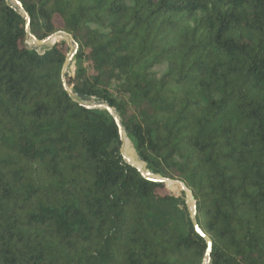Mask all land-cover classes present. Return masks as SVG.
<instances>
[{
    "label": "trees",
    "instance_id": "16d2710c",
    "mask_svg": "<svg viewBox=\"0 0 264 264\" xmlns=\"http://www.w3.org/2000/svg\"><path fill=\"white\" fill-rule=\"evenodd\" d=\"M18 1L76 71L0 0V264L202 263L183 188L79 96L191 192L210 264H264V0Z\"/></svg>",
    "mask_w": 264,
    "mask_h": 264
},
{
    "label": "water",
    "instance_id": "95a60500",
    "mask_svg": "<svg viewBox=\"0 0 264 264\" xmlns=\"http://www.w3.org/2000/svg\"><path fill=\"white\" fill-rule=\"evenodd\" d=\"M11 1L13 3L11 5L16 8V10L22 15V17H23V19L25 21V31H26V38H27L26 39V43L27 44H34L36 46H43L44 44H46L48 42V40L51 37H53L54 35L58 34V33H56V34L50 35V36H48L46 38H43V39L36 38L30 32V29H29L30 17L26 13V11L24 10V8H23L22 4L20 3V1H18V0H11ZM64 35L65 36H62V39L60 41L66 42L68 50H67V53H66V56H65V60H64L63 65H62L61 81H62V84L65 86L66 90L69 92V89L66 86L65 74L67 72L68 67L70 66L71 61L74 60V55H75L76 50H77V44L75 43V41L73 39V36L71 34L64 33ZM79 98L83 102L84 101H88L89 102V104H84L87 108L106 110L113 117V119L115 120V122L117 124L118 133H119V136H120V141H121L120 153L123 156V159L129 165L137 168L141 172L142 176L145 179H148V180H151V181H154V182H162V183H166V184H168L170 182H173V183H176V184L182 186L183 191H184V200H185V202L187 204V208H188V212H189L190 222H191L192 226L194 227L195 231L200 236H202L204 238V240L206 241V250H205V254H204V257L202 259V263L201 264H210V251H211L212 241H211V239H210V237L208 235H206L205 233H203L201 231V229H200V227H199V225H198V223L196 221V202L193 199V197L191 195V192L187 191L186 187L184 186V184L181 181H174L172 179L165 178L162 174H160V173H152L149 170H144L143 171L139 167H137L134 163L130 162L127 159V157L124 155V152H123L124 143H123L122 133L124 132V129L122 127L121 120H120V117H119L117 111L113 107H110L107 103H105V102H103L101 100H96L94 98L85 99L82 96H79ZM144 164L146 166H148V164L146 162H144ZM190 199L193 202V206L192 207H190L189 204H188Z\"/></svg>",
    "mask_w": 264,
    "mask_h": 264
},
{
    "label": "rangeland",
    "instance_id": "374dc122",
    "mask_svg": "<svg viewBox=\"0 0 264 264\" xmlns=\"http://www.w3.org/2000/svg\"><path fill=\"white\" fill-rule=\"evenodd\" d=\"M10 4H13L11 0H7ZM56 24L59 25V22L56 20ZM58 34L62 35V36H65L64 33L62 32H59ZM62 39V37L58 40L60 41ZM57 41V42H58ZM29 47L31 48H36L37 50L39 51H43L45 49H49L51 48V45L49 44V42H47L46 44H44L43 46H36L34 44H28ZM154 70L157 72L158 75H161L165 70H166V64H162V65H158L154 68ZM76 71V64H75V61L72 60L71 63H70V66L68 67L67 69V72L69 73L70 76H72ZM118 87V82L117 81H113L112 84H111V87H110V90L111 92L114 94V95H117L118 96V93L116 91V88ZM84 104H89L88 101H84ZM132 144V143H131ZM179 192V191H178ZM190 207H192V201H190V204H189Z\"/></svg>",
    "mask_w": 264,
    "mask_h": 264
},
{
    "label": "bare ground",
    "instance_id": "6f19581e",
    "mask_svg": "<svg viewBox=\"0 0 264 264\" xmlns=\"http://www.w3.org/2000/svg\"><path fill=\"white\" fill-rule=\"evenodd\" d=\"M62 37V35H60V34H57V35H54L53 37H51L49 40H48V42H49V44H51V47L55 44V42L57 41V40H59L60 38ZM53 40V41H52ZM51 41H52V43H51ZM122 136H123V143H124V145H125V132H123L122 133ZM123 152H124V155L127 157V159L130 161V162H132V163H134L129 157H128V155L125 153V150H124V147H123ZM135 164V163H134ZM136 165V164H135ZM137 167H139L141 170H148V169H146L145 167H140V166H138V165H136ZM170 183H173V182H170ZM173 184H176V183H173ZM182 187V186H181ZM188 191V190H187ZM190 201H192L191 199L189 200V203L188 204H190Z\"/></svg>",
    "mask_w": 264,
    "mask_h": 264
}]
</instances>
